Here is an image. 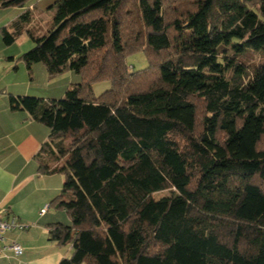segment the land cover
<instances>
[{"label": "trees", "instance_id": "obj_1", "mask_svg": "<svg viewBox=\"0 0 264 264\" xmlns=\"http://www.w3.org/2000/svg\"><path fill=\"white\" fill-rule=\"evenodd\" d=\"M28 0H0V9ZM18 58L80 82L9 96L49 130L38 173L62 175L48 237L59 264H264V0H55ZM31 21L0 28L5 47ZM142 53L147 67L131 72ZM109 82L96 98L92 85ZM42 156V157H41ZM169 192L155 199L154 195Z\"/></svg>", "mask_w": 264, "mask_h": 264}, {"label": "crops", "instance_id": "obj_2", "mask_svg": "<svg viewBox=\"0 0 264 264\" xmlns=\"http://www.w3.org/2000/svg\"><path fill=\"white\" fill-rule=\"evenodd\" d=\"M49 13L48 25H52L53 11ZM10 47L0 44V214L15 217L27 228L6 234V241L18 243L23 253L0 258V264H59L70 256L71 247L51 242L48 226L58 223L55 215L59 210L50 202L60 193L64 178L38 173L36 156L49 141V130L26 112L10 108L9 96L38 97L43 89L33 84L35 65L28 71L18 59L20 53L7 51ZM45 206L46 213L40 215Z\"/></svg>", "mask_w": 264, "mask_h": 264}, {"label": "rangeland", "instance_id": "obj_3", "mask_svg": "<svg viewBox=\"0 0 264 264\" xmlns=\"http://www.w3.org/2000/svg\"><path fill=\"white\" fill-rule=\"evenodd\" d=\"M55 0H28L22 8L12 7L8 9H0V28L9 27L11 22L14 21L24 10L29 9L31 14V21L28 24L22 34L17 37L14 45L10 47L14 53L23 54L29 51L33 47V42L28 37V33H31L34 37H41L46 34L45 29L49 28L48 25V16L50 15L48 7ZM47 30V29H46ZM25 40V41H24ZM2 43L0 36V44ZM243 60L249 67L258 65L264 60V54L250 51L244 55ZM127 64L131 72H137L143 70L147 67V61L142 53H137L127 58ZM35 73L33 74V84H38L39 87H43L40 91V96L36 98H41L45 102L52 100H59L63 98L64 93L67 89H70L72 86L80 82V77L74 74L71 71H65L58 76L49 77L45 67L42 64H35ZM32 76L30 75V77ZM110 88V83L100 82L92 85L93 94L96 98L101 96L103 92ZM35 97V96H30ZM63 183V182H62ZM169 192H161L154 195L155 199L161 197L169 196ZM56 212L58 210H55ZM55 221L62 223L64 225L70 224V219L63 211H58L55 215Z\"/></svg>", "mask_w": 264, "mask_h": 264}, {"label": "built area", "instance_id": "obj_4", "mask_svg": "<svg viewBox=\"0 0 264 264\" xmlns=\"http://www.w3.org/2000/svg\"><path fill=\"white\" fill-rule=\"evenodd\" d=\"M47 206L40 210V215L45 214ZM27 226L19 223L13 216L5 217L0 214V258H7L9 254L19 257L22 255L23 250L18 243H9L6 241V234L13 230H25Z\"/></svg>", "mask_w": 264, "mask_h": 264}]
</instances>
